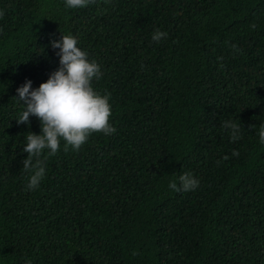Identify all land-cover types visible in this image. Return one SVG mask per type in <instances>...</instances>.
I'll list each match as a JSON object with an SVG mask.
<instances>
[{
	"label": "trees",
	"instance_id": "16d2710c",
	"mask_svg": "<svg viewBox=\"0 0 264 264\" xmlns=\"http://www.w3.org/2000/svg\"><path fill=\"white\" fill-rule=\"evenodd\" d=\"M0 12V264H264V0H0ZM61 35L100 65L92 83L116 132L45 149L28 190L22 149L40 121L17 124V89L60 67ZM184 172L199 185L174 192Z\"/></svg>",
	"mask_w": 264,
	"mask_h": 264
},
{
	"label": "clouds",
	"instance_id": "9594fccd",
	"mask_svg": "<svg viewBox=\"0 0 264 264\" xmlns=\"http://www.w3.org/2000/svg\"><path fill=\"white\" fill-rule=\"evenodd\" d=\"M94 2L95 0H65V5L68 8H83ZM2 15L0 12V16ZM167 35L156 29L152 34V41L159 43ZM77 44V39L72 35H61L59 41L51 42L53 49H59L57 55L60 67L38 88L31 89V81H26L17 89L18 99L24 105L23 112L16 120L17 124L27 125L30 117H36L40 121V134L29 132L26 136L27 143L22 149L27 153L22 166L30 173L26 186L28 190L38 188L45 176L46 164L45 158H42L45 149L49 156H53L60 150L63 141L65 152L69 148L79 151L93 133L108 136L116 132L110 124L112 111L109 94L101 95L92 83L101 78L100 65L95 59L89 60L88 53ZM222 126L232 130L233 141L239 139L240 125L225 121ZM259 137L264 142V125H261ZM232 155L238 157L239 152L233 151ZM222 159L227 160L229 157L224 156ZM178 180L179 186L175 180L169 182L168 186L174 192L193 191L199 185V181L190 172L180 174Z\"/></svg>",
	"mask_w": 264,
	"mask_h": 264
}]
</instances>
